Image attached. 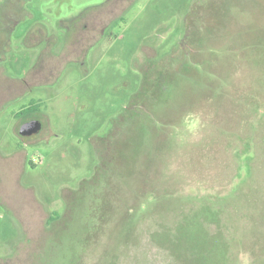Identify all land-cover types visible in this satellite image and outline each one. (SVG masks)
I'll use <instances>...</instances> for the list:
<instances>
[{"label":"rangeland","instance_id":"obj_1","mask_svg":"<svg viewBox=\"0 0 264 264\" xmlns=\"http://www.w3.org/2000/svg\"><path fill=\"white\" fill-rule=\"evenodd\" d=\"M103 1L22 0L0 73V264H181L158 233L205 205L229 264H264V0H133L83 59L29 57L31 29L58 47Z\"/></svg>","mask_w":264,"mask_h":264},{"label":"flooded vegetation","instance_id":"obj_2","mask_svg":"<svg viewBox=\"0 0 264 264\" xmlns=\"http://www.w3.org/2000/svg\"><path fill=\"white\" fill-rule=\"evenodd\" d=\"M132 1L133 0H104L100 4L95 5V7L97 8H102V14L97 15L95 17L81 19V23H78L75 27H73L74 30L73 31L71 30L72 32L68 31L63 33L62 42L61 44H59L58 47L54 45V41H55L54 34L49 27L42 28L41 26H37L34 29H31L25 36L26 42L28 44L29 43L31 44L29 46L27 45L26 48L27 54L31 59H34L35 61L41 60V63L42 62L44 63V60L48 61L54 55L57 56L59 52L57 50L62 49L63 47H66L70 44L73 46L71 50V52H73L72 54H75L77 56L79 55V57L83 59L86 53L88 52L89 47H91L95 42H97L98 39H100L102 35L106 33V31L110 28V26L114 23L116 19L122 18V16L126 12L130 3H132ZM21 4H22V0H0V73L2 74L5 73L2 65L3 62L7 60L8 54L13 53L17 46L15 44H10V47L8 46L10 35L13 32L14 25L19 20L27 16L26 10ZM104 18L106 19L105 22H104ZM36 38H39L38 40H40L41 42L40 49L33 47ZM83 40L86 41L87 45H84V43L82 42L83 44L81 43V45L79 46L80 50L76 51L75 47L77 46L75 45L79 44L80 41ZM90 40L93 41L89 42ZM82 45L84 47H81ZM146 47L152 48V46L149 45L145 46L143 52H145L144 50ZM68 60H71V58H69ZM150 61L151 58L146 57L145 53H143V68H142L144 71L143 73H146L145 71L147 70V67L150 65ZM81 63H83V61ZM52 65L53 64H50V62H47L48 67L43 70V72L44 71L47 72V75L43 74L42 77L49 78L53 75L52 68L54 66ZM32 70L36 71L37 68L36 67L32 68ZM25 73L26 74L23 77H20L18 81H20V83H24L25 85H27L28 83L27 76L30 77L31 74H29L30 71ZM39 74L40 73L38 71V73L36 72L34 76H37V78L41 79L42 77H40ZM2 77L4 79L3 75ZM21 94L22 92L21 93L13 92L12 94L6 96L5 99H7L8 101H12ZM31 121H39V119L37 117H33V118H27L24 121H22L18 128L19 136H20L19 134L20 127ZM41 131H42V125L38 133L32 136L39 134Z\"/></svg>","mask_w":264,"mask_h":264},{"label":"trees","instance_id":"obj_3","mask_svg":"<svg viewBox=\"0 0 264 264\" xmlns=\"http://www.w3.org/2000/svg\"><path fill=\"white\" fill-rule=\"evenodd\" d=\"M205 208L206 210L203 213H200L198 216H196V214L191 215V217L196 218L194 221H186L187 218H190L188 217L189 215H187L184 216L182 223L180 222V224L176 226V228L171 232H163L161 235L158 233L159 241L164 242L161 244V247H165L170 250L174 258L181 264H201L198 261V258L200 257H196L195 253L196 250L201 248L212 249L214 254H219L217 260H211V264H229L226 246L221 242L219 236H211L208 234V231L205 229L202 221L203 219H205L207 222L215 221L219 213L207 205H205ZM57 220L58 219L50 217L48 224H51ZM185 228L187 230L188 228H191V231H184L189 233V236L187 237L186 242H182L179 232ZM88 230L89 227L84 229L82 233L83 236H81L79 239L80 245L83 243V237L86 235ZM155 235H157V233ZM78 258L79 255H72L69 264H78Z\"/></svg>","mask_w":264,"mask_h":264},{"label":"water","instance_id":"obj_4","mask_svg":"<svg viewBox=\"0 0 264 264\" xmlns=\"http://www.w3.org/2000/svg\"><path fill=\"white\" fill-rule=\"evenodd\" d=\"M40 128H41V124L39 121H31L20 127L19 134L22 137H29L38 133Z\"/></svg>","mask_w":264,"mask_h":264}]
</instances>
